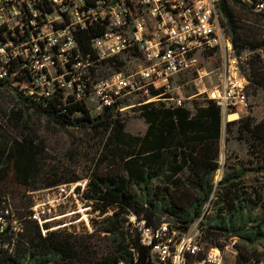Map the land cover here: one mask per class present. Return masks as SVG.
<instances>
[{
  "label": "built area",
  "instance_id": "obj_1",
  "mask_svg": "<svg viewBox=\"0 0 264 264\" xmlns=\"http://www.w3.org/2000/svg\"><path fill=\"white\" fill-rule=\"evenodd\" d=\"M233 1L264 22V0ZM218 5L219 0H0V80L32 101L61 95L65 105L82 102L100 114L121 110L131 99H140L141 106L192 111L188 83L180 79L196 72L190 84L218 106L225 125L247 108L248 97L240 71L245 57L236 52ZM87 31L95 35L90 53L80 44ZM211 53L219 55L218 66L198 69L201 55ZM88 183L89 178L58 188L56 195L52 188L34 196L29 220L43 235L62 226L72 231L73 225L92 232L93 224L70 221L69 215L58 226L48 225L58 218L52 215L55 208L92 203L85 198ZM111 215L92 208L89 221ZM202 216L186 230L126 217L149 248L148 264H224V251L201 241ZM23 228L9 199L0 197V251L12 254ZM260 247L264 257V241ZM255 264H264V258Z\"/></svg>",
  "mask_w": 264,
  "mask_h": 264
},
{
  "label": "trees",
  "instance_id": "obj_2",
  "mask_svg": "<svg viewBox=\"0 0 264 264\" xmlns=\"http://www.w3.org/2000/svg\"><path fill=\"white\" fill-rule=\"evenodd\" d=\"M233 5L241 7L233 0H219L218 8L233 46L245 48L238 45L240 35ZM94 37L89 31L82 34L80 44L85 52L90 53V40ZM261 45L248 43L254 49ZM259 72H255V78L264 89V76ZM3 90L14 92L13 98L20 108L42 113L59 125L95 132L111 129L105 149L111 158L103 157L98 163L99 166L108 160L104 171L97 166L89 175L85 195L92 201L93 210L101 214L112 212L102 221L101 230L109 236L110 250L96 264L149 263V248L141 245L139 234L131 227L127 215L133 214L153 227L160 225V218L165 215L174 220L170 223L173 227L182 230L202 216L214 193L213 178L219 169L222 119L220 109L213 101L196 104L193 112L184 108L168 109L162 104L143 105L140 116L147 128L143 135L133 136L125 132V125L114 118L111 110L91 117L84 103L65 105L61 95L38 103L13 89L6 80H0V93ZM20 112L21 109L12 110L10 115L22 122L23 113ZM240 123L238 132L243 134L249 148L264 147V121L256 123L246 117ZM236 124L229 122L228 126ZM21 127L20 139L10 138L0 145V197L8 198L7 192L12 186L30 192L39 172L37 158L41 149L34 143L26 125ZM242 172L231 173L218 183V215L209 228L215 235L216 247L219 246L216 240L221 235L226 239L238 238L248 245L264 241V215L252 220V225L249 218L240 216V209L256 206L251 202L245 207L241 205L248 199L241 198L245 192L235 188L234 180L241 177ZM51 184L47 187L57 185ZM137 188L141 192H137ZM257 196L260 200V194ZM13 209L24 228L12 254L0 251V264H48L55 262L57 257L72 260L79 255L69 236L63 237L56 232L43 235L41 228L29 220L30 209L21 211L15 206ZM155 222L159 224L154 225ZM205 234L204 238H209L208 229ZM87 248L84 246L82 251ZM248 260V256L239 254L237 263Z\"/></svg>",
  "mask_w": 264,
  "mask_h": 264
},
{
  "label": "rangeland",
  "instance_id": "obj_3",
  "mask_svg": "<svg viewBox=\"0 0 264 264\" xmlns=\"http://www.w3.org/2000/svg\"><path fill=\"white\" fill-rule=\"evenodd\" d=\"M232 10L239 27L240 40H238V45H244L245 47L240 48L238 46V48H234L238 54L245 57L240 71L247 82L248 105L246 109L239 110L237 116L229 117L226 124L223 125L222 123L221 126L219 169L213 178L214 193L205 205L202 214L201 241L206 247L215 246L213 241L215 235L212 234L209 228L214 225L216 215H218V193L220 189L218 183L225 176L243 170L242 176L234 180L235 188L239 192H245L241 198L246 197L248 199V202L242 201L241 205L245 207L250 202L256 204L254 208L248 205L240 209V216L249 218L251 221L249 223L252 225L254 224L252 220L264 215V147L259 145L258 148H249V144L242 136L243 134L238 132L240 124L242 125L240 121L246 119V117H251L256 123L264 121V89L259 86L255 78V72L258 71H260L259 74L264 76V22L262 18L248 9L233 5ZM229 37L231 39L230 35ZM248 43L262 45L254 49L248 46ZM218 61V54H203L197 62V68L211 71L218 66ZM195 77L196 72H192L180 79V83H188L184 86V89L186 95L192 97L190 102H187L192 106L190 107L192 112L196 104H203L206 101L205 97L198 95L196 89L190 84ZM14 95V92L6 90L0 93V145L9 141L10 138L20 139L21 125H26L34 143L41 149V154L37 158L39 172L33 180L31 191L26 193L25 190L12 186L7 192L8 199L13 207L15 206L21 211L23 209L29 211L34 206V196L43 195L47 193L46 190L52 188H55L56 195L60 187L83 182L89 178V175L97 168L103 157L108 156L107 158L110 159L111 156L105 149L111 129L109 128L108 131L100 129L95 132L81 127L59 125L52 118L42 113H37L32 109L20 108L13 98ZM139 103H141L140 99H131L121 105V110L113 111L114 118L120 119L125 125V132L133 136L143 135L147 128V124L140 116L141 105H138ZM19 109H21L20 113H23L22 122H17L10 115L12 110ZM89 113L91 117L101 115L95 113L92 108ZM229 122H237V124L229 127ZM2 161L4 162V158ZM107 163L108 160H104L103 163L99 164L101 172L104 171ZM257 168L259 170H256ZM182 179H185V176H182ZM50 183H52L51 185H57L47 187ZM137 192H141L140 188H137ZM257 194H260V200ZM92 208V203L86 204L84 208H77L74 203H67L55 208L52 215L58 218L53 222H49V226L60 225L64 221V216L69 215L67 218L70 221L86 219L88 224H93V231H78L76 225L70 226L72 231L63 226L57 228L56 233L63 237H70L69 241L79 251V255L72 260H62L57 257L55 262L48 264H96L102 256L109 252V236L101 231L103 222L94 223L93 219L89 221ZM160 221V223H174L173 219L165 215L161 216ZM157 224L159 223L155 222L154 225ZM79 228L81 229L80 226ZM207 229L209 238L205 239ZM76 232H80V234ZM233 241H235L234 244H232ZM216 242L219 244L217 247L224 251V264H238L239 254L249 257L248 262L243 264H255L258 259L262 260L264 258L261 252V243L248 245L238 238L230 237L226 239L225 235L218 236ZM84 246L88 248L82 251Z\"/></svg>",
  "mask_w": 264,
  "mask_h": 264
},
{
  "label": "crops",
  "instance_id": "obj_4",
  "mask_svg": "<svg viewBox=\"0 0 264 264\" xmlns=\"http://www.w3.org/2000/svg\"><path fill=\"white\" fill-rule=\"evenodd\" d=\"M232 116H235V115H231L230 117H232Z\"/></svg>",
  "mask_w": 264,
  "mask_h": 264
}]
</instances>
